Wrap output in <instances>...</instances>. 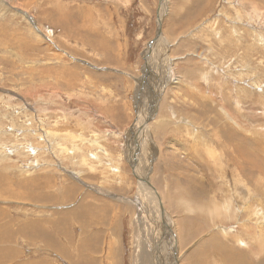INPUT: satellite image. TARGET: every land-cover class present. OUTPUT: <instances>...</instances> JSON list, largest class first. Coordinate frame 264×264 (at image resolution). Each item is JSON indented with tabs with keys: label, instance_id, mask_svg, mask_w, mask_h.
<instances>
[{
	"label": "rangeland",
	"instance_id": "obj_1",
	"mask_svg": "<svg viewBox=\"0 0 264 264\" xmlns=\"http://www.w3.org/2000/svg\"><path fill=\"white\" fill-rule=\"evenodd\" d=\"M263 162L264 0H0V211L26 227L5 264H141L156 231L176 264H264Z\"/></svg>",
	"mask_w": 264,
	"mask_h": 264
},
{
	"label": "bare ground",
	"instance_id": "obj_2",
	"mask_svg": "<svg viewBox=\"0 0 264 264\" xmlns=\"http://www.w3.org/2000/svg\"><path fill=\"white\" fill-rule=\"evenodd\" d=\"M112 4V3H111ZM164 6H165V4H164ZM70 10H72V11H75V10H73L72 8H70ZM165 10V9H164ZM22 12H24V11H22ZM87 10H86V12H84V11H82L80 14L81 15H85V14H87ZM26 14L28 15L29 13L28 12H26ZM161 14H163V13H161ZM160 17H161V15H160ZM33 20H35L34 18H33ZM153 44V43H152ZM101 45H105V43L104 44H102L101 43ZM100 45V46H101ZM110 45V44H109ZM104 49V48H103ZM156 49V48H155ZM155 49H153V50H149V51H146V53H145V59H147V62H148V64L146 65V67H145V72H148V75H149V73L151 72V74L153 73L152 72V70H153V66H152V64H151V56L153 55L152 54V52L155 50ZM107 52V51H106ZM60 58H62V57H60ZM159 59V58H158ZM70 63V62H69ZM62 71L64 72V74L65 75H69V72L70 73H72L71 71H66V70H63L62 69ZM74 75H75V73H74ZM153 75V74H152ZM155 75V74H154ZM76 76V75H75ZM156 78V77H155ZM153 81V80H152ZM156 81V80H155ZM147 84V83H146ZM157 84V83H156ZM149 85V84H148ZM155 86V85H154ZM147 88V87H146ZM150 88V87H149ZM143 90H141V92H140V95H138V98H137V105H138V112L141 114V117L142 116H144L145 117V120H148V121H151L152 119H154V116H155V111H156V107L158 106L157 104H155L154 102V100H153V97L151 96V97H149L148 96V98L146 97V96H144V94H142L143 92H142ZM155 96V95H154ZM158 99V97H156V100ZM154 101V102H153ZM206 101V100H205ZM204 102V101H203ZM147 103H149L150 105H152V103H153V105L150 107L149 105H147ZM157 103V102H156ZM152 108V111L150 110V108ZM209 110H210V108H209ZM145 111H149V112H145ZM144 119V118H143ZM165 122V120H164V118L162 119V120H160V122L159 123H161V122ZM158 125V124H157ZM150 128V127H149ZM224 133V132H223ZM141 136V135H140ZM244 142V141H243ZM256 142V141H255ZM256 143H258V142H256ZM214 144V143H213ZM228 144V143H227ZM227 144H222V146H223V148H222V150H223V152H224V147H227L228 145ZM255 144V143H254ZM240 145H241V143H240ZM239 144L238 145H236V147H235V151L237 150L238 151V154L240 153L241 155H242V157H244V159H243V162L241 161L240 162V164H238V168H239V170L241 171V172H243V171H247V169L249 168L250 169V167H251V165L252 166H254L253 164H252V161H251V158H250V152H249V150H247V148L245 147L244 148V144L242 145L243 146V148L240 146ZM257 145V144H256ZM235 146V145H234ZM233 147V146H232ZM262 147V146H261ZM234 148V147H233ZM232 148V149H233ZM201 149H205V148H201ZM221 149V148H220ZM204 151V150H203ZM226 151V150H225ZM229 152V151H228ZM227 152V154H229ZM231 152V151H230ZM234 153V152H233ZM226 153H225V156L227 155ZM239 154V155H240ZM206 155H208V154H206ZM210 155V154H209ZM231 155H232V153H231ZM230 156V155H229ZM237 157V156H236ZM228 158V157H227ZM238 158V157H237ZM132 159H133V157H132ZM230 159H231V157H230ZM234 159H236V158H234ZM257 159V158H256ZM136 160H137V158H136ZM231 161H232V159H231ZM239 161V160H238ZM235 162V161H234ZM208 163V162H207ZM231 163V162H230ZM261 163V162H260ZM264 163V162H263ZM262 163V164H263ZM264 169V168H263ZM252 172V171H251ZM255 172V171H254ZM239 173V172H238ZM240 174V173H239ZM255 175V174H254ZM39 179V178H38ZM140 181H141V188H140V193H141V195H143L144 196V202L145 201H148V197H149V193L147 192L148 190H150V187H152L151 185H147L149 182L146 180V178L145 177H142V178H140ZM20 183H22L23 185L25 184V182H20ZM35 183V181H33L32 182V185ZM41 183V182H40ZM42 184V183H41ZM20 185V187H17V188H15L14 190L11 188V187H7V188H5L4 190H6V191H9V192H15L16 193V195L18 196V197H20L19 196V194H18V192L19 191H22L23 189H24V187L25 186H22L21 184H18V186ZM150 186V187H149ZM154 188V187H153ZM155 189V188H154ZM73 196V193H70V194H67V192H66V197L65 198H70V197H72ZM40 197V196H39ZM38 197V198H39ZM140 205V204H139ZM142 208V207H141ZM86 208H82L78 213H76L75 211L76 210H74L73 212H68L67 214L66 213H64L63 214V217H60L59 218V220L57 221V222H53V225H55V227H54V231L53 232H55V234L57 235V238L59 239L60 238V236H62V238L64 239L65 237H67V234H68V226L69 225H71V224H73L74 223V221H72V220H77L78 219V217H79V215L81 216L80 217V219H84V220H87V221H90V219H91V217L92 216H90V214H89V210H85ZM161 209H163V210H165V208L164 207H162ZM142 210V209H141ZM0 214H1V211H0ZM198 214V213H197ZM201 214V213H200ZM168 215L170 216V213L168 212ZM84 216V217H83ZM168 216V217H169ZM143 218V217H142ZM170 218H171V216H170ZM162 220H164L165 221V224L164 225H166V221H167V219H166V217L164 216V215H162ZM171 220H172V218H171ZM70 221H72V223H70ZM145 221H148V219H146ZM43 223V227H44V222H42ZM143 223V222H142ZM170 223H171V221H170ZM141 224V223H140ZM144 224H147L146 222L144 223ZM143 225V224H142ZM182 225H183V223H182ZM19 226H20V224L18 223V224H14V222H13V219L12 218H10V217H8L7 218V214L6 213H2L1 214V217H0V258H2L3 259V262H4V264L6 263V262H9L10 261V258L12 257V253H13V249L12 248H8L7 247V244H9L10 242H12V240H13V237H14V235L15 234H21V231L23 230H25V226H23V228H19ZM162 226V225H161ZM16 228L17 230H14V228ZM142 227V226H141ZM145 227L146 228H149L147 225H145ZM160 227V226H159ZM29 230V229H28ZM29 231H31L32 233H35V231H34V229L32 228V229H30ZM150 231H151V229H150ZM257 233V232H256ZM45 234V233H44ZM152 234V233H151ZM22 235V234H21ZM41 233L39 234V236H40V238L41 239H43L42 237H41ZM46 235H47V237L50 239L51 238V236H49L50 235V231H48V232H46ZM153 236V235H152ZM180 236V235H179ZM27 237V236H26ZM47 237H45L44 239H45V241H47L48 239H47ZM172 238V239H171ZM180 238V237H179ZM148 241H150V240H148ZM178 241V240H177ZM151 242H152V251L151 252H149V249L148 248H151V247H148V248H144L143 249V251L144 250H146V252L148 253H144V254H142L143 256H142V263L141 264H168V255H170V258H171V261H169V264H176V261H177V251H176V249H175V254H176V256H172L169 252V250H170V246L171 245H173L174 244V235H171V237L170 236H166V237H164V235H162L161 236V234L158 232V231H156L155 232V236L151 239V241L149 242V244H151ZM96 243H98V242H94V243H92V244H89V245H87V246H89L90 247V249L91 248H95V246H96ZM143 244H145L146 245V243H144L143 242ZM149 244H148V246H149ZM77 246H78V244H77ZM55 247V245L53 246V248ZM84 247H86V246H84L83 244H80L79 245V249H83ZM259 247H261V246H259ZM143 248V247H142ZM169 248V249H168ZM96 249V251L98 252V250H97V248H95ZM257 249V248H256ZM55 250L57 251V252H59V253H61L64 257L67 255V253H68V250L67 249H65L64 247H62L61 246V243H59V242H56V247H55ZM258 250V249H257ZM81 251V250H80ZM258 252V251H257ZM101 254V253H100ZM212 255H215L214 253H212ZM69 257V256H68ZM99 257V256H98ZM210 257V256H209ZM212 257V256H211ZM213 258V257H212ZM175 260V261H174ZM91 261H93V260H91ZM173 261H174V263H173ZM210 261V260H209ZM209 261H206V263L205 264H211V263H208ZM222 263L224 262V261H221ZM221 263V264H222ZM0 264H3L2 262H1V259H0ZM193 264H194V261H193ZM200 264H203V262H200ZM225 264H226V261H225Z\"/></svg>",
	"mask_w": 264,
	"mask_h": 264
},
{
	"label": "crops",
	"instance_id": "obj_3",
	"mask_svg": "<svg viewBox=\"0 0 264 264\" xmlns=\"http://www.w3.org/2000/svg\"><path fill=\"white\" fill-rule=\"evenodd\" d=\"M169 203H171V202H169ZM211 241H213V242H215V244H217L216 243V241L214 240V238L211 240ZM212 249L213 250H210V252H212V253H214L215 255H216V257L217 258H220V259H222L223 258V256L224 257H226V256H228L229 257V255H231V251H229V252H227V253H225V251H224V249H222L221 247H219V248H215L214 249V247L212 246ZM221 250H223L224 251V254H220L221 253ZM200 254V253H199ZM197 254V257H192V259H190L191 261H193V260H199L200 262H203V264H205L204 262L205 261H203L201 258H199V257H201L204 253H202V254ZM233 255V254H232ZM233 257L236 259V260H238V257H236V256H234L233 255ZM227 258V257H226ZM214 260H216V259H214ZM241 263V262H240Z\"/></svg>",
	"mask_w": 264,
	"mask_h": 264
}]
</instances>
